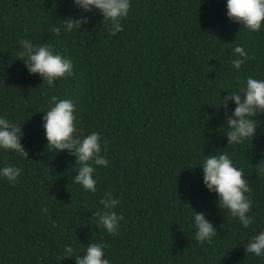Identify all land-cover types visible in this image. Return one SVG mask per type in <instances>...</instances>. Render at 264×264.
Wrapping results in <instances>:
<instances>
[{"label": "trees", "instance_id": "1", "mask_svg": "<svg viewBox=\"0 0 264 264\" xmlns=\"http://www.w3.org/2000/svg\"><path fill=\"white\" fill-rule=\"evenodd\" d=\"M68 19L81 23L69 31ZM121 24L110 35L98 9L73 0H0V116L21 126L27 153L0 150V167L22 168L15 184L0 177V264H76L91 243L110 264H264L244 249L264 231V108L255 132L231 145L236 104L226 100L247 77H264V24L252 32L232 22L226 0H131ZM23 39L70 58L73 74L49 87L17 56ZM237 45L248 53L239 70ZM53 96L75 103L77 135L101 136L109 163L94 166L95 193L73 179L74 150L47 146ZM217 152L247 178L248 226L203 182L199 165ZM108 194L123 216L116 235L97 223ZM193 213L213 224L211 241H197Z\"/></svg>", "mask_w": 264, "mask_h": 264}, {"label": "clouds", "instance_id": "2", "mask_svg": "<svg viewBox=\"0 0 264 264\" xmlns=\"http://www.w3.org/2000/svg\"><path fill=\"white\" fill-rule=\"evenodd\" d=\"M74 5L88 11L98 9L105 20L111 23L110 35H116L123 30L121 21L126 18L131 9V0H73ZM227 17L235 23L246 27L249 31L259 32L264 24V0H226ZM81 21L68 19L66 27L72 31ZM20 48L17 56L25 59L30 73L39 74L51 87L60 78H67L73 74V62L70 58L54 52L50 46L44 44L33 47L28 39L19 41ZM237 58L232 60V66L237 70L248 58L246 49L237 45L234 48ZM226 98L236 104L233 118L228 119V143L237 145L256 130V122L252 119L257 108H264V77L249 76L242 89L230 91ZM243 93V100L240 93ZM53 104L49 110L43 112L42 127L50 148L59 150H74L79 165L78 174L74 181L86 191H97V179L94 177L95 167H108V160L101 155V136L98 132H91L81 137L76 134V105L71 99H57L52 97ZM226 106V102H225ZM21 126L7 118L0 116V150L18 153L27 157L21 144ZM203 182L210 192L218 196L219 204L229 213L239 218L242 225L248 226L253 222V216L248 214L251 200L247 194L249 183L242 169L236 166L227 152H217L206 156L202 164ZM264 169V164H261ZM22 173V168L15 164L0 167V177L15 184ZM104 210L97 212V223L109 234L116 235L120 230L123 216L114 209L119 200L108 194L101 201ZM43 212L47 208L42 209ZM195 237L203 243L211 241L216 236L213 224L202 213H193ZM245 251L257 257L264 256V231L253 236L245 245ZM74 249L68 245L64 249L65 256H70ZM64 256V257H65ZM76 264H110L105 257L102 244L91 243L86 247L82 256H76Z\"/></svg>", "mask_w": 264, "mask_h": 264}]
</instances>
